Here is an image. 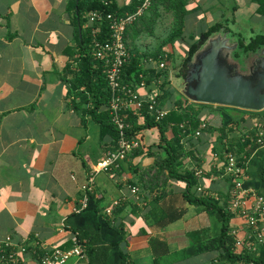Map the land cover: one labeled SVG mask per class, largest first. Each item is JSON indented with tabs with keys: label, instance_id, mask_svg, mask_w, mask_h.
<instances>
[{
	"label": "crops",
	"instance_id": "crops-1",
	"mask_svg": "<svg viewBox=\"0 0 264 264\" xmlns=\"http://www.w3.org/2000/svg\"><path fill=\"white\" fill-rule=\"evenodd\" d=\"M70 1L0 0V242L9 236L13 242L31 240V245L36 243L43 248H69L74 232H78L95 247L96 264L250 263L243 259L229 260L217 243L212 241L209 245L219 234L221 223L202 207L183 202L181 194L186 187L183 180L169 178L165 188L157 185L159 181L149 169L157 168L164 151L158 145L154 127L141 132L140 153L127 156L111 170L96 172L87 207L73 212L81 197V185L113 142L89 115L83 122L79 111L74 109L78 95L74 96L70 90L64 70L72 60L66 50L75 52L81 27L75 26L74 12L68 8ZM113 1L122 9L133 3V0ZM185 2L183 33L173 43L186 38L189 46L215 23L226 26L230 38L242 37L243 33L247 37L264 34V16L256 13L254 0ZM149 13L130 26L125 43L132 55L139 56L142 69L150 73L146 77L149 83L138 90L140 96L164 98L167 94L159 102L167 113L174 102L186 99L179 90L181 61H172L173 43L161 44L168 33L171 15L160 11L159 16L149 18ZM87 24H82L83 30ZM161 24L164 34L159 32ZM160 46L169 53L162 67L147 59ZM160 73L161 77L155 79ZM216 107L202 106L198 134L182 137L184 150L191 154L182 157L181 172L194 171L196 184L192 190L201 187L210 191L222 205L230 184L222 171L221 143L252 131L257 119L264 123V114H240L230 108L220 110L219 114ZM101 108L106 109L104 105ZM230 115L234 120L241 115L244 121L233 125L231 132L226 130L222 139L220 127L229 124ZM142 121L139 116L138 122ZM170 126L165 131L168 139L173 136ZM243 156L245 187L263 192L260 171L264 174V146L254 144ZM132 187L136 188L135 193L131 192ZM161 190L164 198L156 203L153 198ZM171 205L182 206L183 215L158 228L154 214ZM240 224L235 216L228 222L229 229ZM243 235L239 229L238 236ZM232 251L258 255L234 245ZM24 261L34 263L30 255L24 256ZM88 261L89 256L71 258L67 264H88Z\"/></svg>",
	"mask_w": 264,
	"mask_h": 264
},
{
	"label": "trees",
	"instance_id": "trees-1",
	"mask_svg": "<svg viewBox=\"0 0 264 264\" xmlns=\"http://www.w3.org/2000/svg\"><path fill=\"white\" fill-rule=\"evenodd\" d=\"M185 1L186 0H151L150 6L134 23H136L141 18L146 17L148 12H150L149 18L153 17L154 15L159 16L160 11L169 13L171 15L170 27L167 35L162 39L161 44H171L173 41L180 38L183 33L184 19L186 14ZM254 2L257 3L256 13L264 16V0H254ZM140 3L141 0H133V3L127 9L117 8L113 0H106L104 2L102 0H71L68 5V8L72 9L74 12V17L76 20L75 26L81 27V36L79 38L77 35V48L75 52L74 50H66V52H70L72 60L69 64H66L64 70V72L68 75L67 81L70 90L74 96L78 95V102L74 104V109L79 111L83 122L85 116L89 115L91 119L96 124H98L101 131L112 138V147L108 151H113L116 149L118 131L110 121L108 109L101 108L102 105H104V107H107L108 105L109 91L106 80L104 79L102 62L96 60L92 55L93 38L103 40L108 37V21L104 17L106 13L121 15L125 12L133 11ZM91 11L100 12L103 15V18L102 20L97 21L95 24H87L85 30H83L82 24L88 21V14ZM149 25L150 24L147 25V28L150 27ZM130 26L127 27L125 33H127ZM94 27L99 29L96 37H94L91 33V29ZM220 30L227 31L229 29L226 26L224 27L223 24L215 23L209 26L206 30L202 31L199 34L197 40L188 46L187 52L180 64L179 75H181V77H184L186 61L191 58L198 46L203 44L211 34ZM237 42V49L233 52L232 57L236 60H238L240 55L248 58L249 54H254L259 48L264 46V34H254L247 40H245V38L243 39L242 37L237 38ZM160 48L161 46L155 53H153L151 56H148L147 59L151 62H160L163 60L165 63L169 57V53ZM164 54L166 55L165 57ZM148 74L150 73H147L142 69L139 56L135 54L132 55L129 51V58L121 70L122 81L133 85L138 84L141 80H143L144 84L146 85V83H149L146 80ZM161 74L162 73L156 74L154 78L158 79L161 77ZM164 83L165 82L160 84L161 88L164 86ZM166 97L167 94L164 98L161 96H156L154 98L158 104H160L159 102L162 103ZM84 104L85 107L83 108ZM195 106L198 107L196 108ZM202 106L209 108L212 107V105L209 104L189 102L187 99L177 100L174 102V106L164 116H162L159 120H155L154 115L148 109V104L144 103L139 115L143 118L141 123L138 122L139 116L131 114L130 112L124 113V119L127 124L125 129L126 136L129 140L136 139L138 141V147L132 149L127 154V156L140 153L142 149L140 135L143 130L152 127L156 128L158 135V145L162 147L164 156L157 161L156 169L151 168L149 170L153 171V178H157L159 181L157 182V185H161L163 186L162 188H165L166 181L169 178L183 180L186 183L185 190L181 194L183 202L202 207L206 211L214 214L221 223L219 234L211 240L209 245L212 244V241L214 244L217 243V246L224 250V257L229 260L243 259L245 261H251L253 264H264L263 247L259 249L257 257L250 256L248 254H235L232 251L233 240L230 236L228 226V222L232 215L223 208L225 206H221L212 197L202 196L197 190V193L196 191L192 190L193 186L196 184L194 171L184 170L181 172L182 157L186 153L191 154L190 152H186L184 150L181 140L182 137H191V135H196V129L201 122L199 119V110ZM226 108L229 107L217 106V110L215 111L219 113L220 110L223 111ZM230 109L237 110L240 114H243L244 112L264 114V109L261 111H249L233 107ZM228 121H230L229 124L225 123V125L220 127L222 139L226 137V130L231 132L232 126H238L244 121V118L240 115V117L234 120L230 115V119ZM169 125H171L170 127L173 130V136L172 138L168 139L165 136V131ZM244 134H247V137H245ZM254 139V132L247 131L234 138L232 141L229 140L226 143H221V150H228L238 155H246L248 150L252 147V145H254ZM244 159L242 158V162L245 164ZM113 168L114 167L110 168L109 170ZM261 172L262 171H260V177L264 179V174ZM163 198L164 193L163 190H161V192L155 194L153 201L158 203L159 201H162ZM225 201L223 202L224 205L227 204V198ZM183 213L184 208L182 206L174 207V205H171L165 208L161 207L160 213L154 214L156 226L158 228H163L168 223L179 219ZM74 233H76L79 240L82 241V244H84L86 256H89L88 264H96L93 261V255L96 251L95 247L91 246V240H87L85 235H81L78 232ZM103 250L105 252L104 254H106V249Z\"/></svg>",
	"mask_w": 264,
	"mask_h": 264
},
{
	"label": "built area",
	"instance_id": "built-area-1",
	"mask_svg": "<svg viewBox=\"0 0 264 264\" xmlns=\"http://www.w3.org/2000/svg\"><path fill=\"white\" fill-rule=\"evenodd\" d=\"M103 2L106 0H102ZM151 0H141V3L131 12H125L121 15L106 13L105 19L108 21L109 35L103 40L93 38L92 55L96 60L102 62L104 79L109 91V101L107 109L110 114V121L118 131L117 147L113 151L106 152L105 157L93 168L84 183L81 185V197L78 205L73 207V212L84 210L89 202L90 195L94 189L95 174L98 171H108L112 167H117L124 161L127 154L138 147L136 139L129 140L125 129L127 124L124 119V113L130 112L137 116L144 103L148 104V109L154 115L155 120H159L166 114V111L158 104L154 97L143 98L138 90L145 86L141 80L138 84H127L121 79V70L129 58V51L125 43V32L128 26L132 25L140 16L144 14L150 6ZM103 15L97 11H91L88 14V24H95L102 20ZM98 28L91 29L94 37ZM166 55L164 54V57ZM156 62V61H155ZM158 67L164 65L163 60L156 62ZM201 127H205L203 123ZM254 144L264 146V123L257 119L253 126ZM197 135L198 132L196 131ZM247 137V134H244ZM222 155L223 175L228 178L230 188L227 194V204L221 206L226 209L232 217L240 221L239 226H233L229 229L234 247H243L251 254L259 252L264 248V191H256L253 188L245 187L246 179L245 164L241 154L224 150ZM202 196L212 197L217 200L210 191L201 187L196 188ZM131 192L135 193L136 188L132 187ZM109 212V210H107ZM239 229L242 230V237L238 236ZM28 240L13 242L12 238L6 236L0 242V264H27L24 256H32L33 264H67L71 258L82 259L86 257L84 244L79 240L76 233L71 238L69 248L51 247L43 248L37 245H31ZM252 262L250 261V263Z\"/></svg>",
	"mask_w": 264,
	"mask_h": 264
},
{
	"label": "water",
	"instance_id": "water-1",
	"mask_svg": "<svg viewBox=\"0 0 264 264\" xmlns=\"http://www.w3.org/2000/svg\"><path fill=\"white\" fill-rule=\"evenodd\" d=\"M237 45L236 37L220 30L198 46L185 64L179 86L183 96L193 103L263 110L264 46L254 53L248 71L240 73L238 64L229 60Z\"/></svg>",
	"mask_w": 264,
	"mask_h": 264
},
{
	"label": "rangeland",
	"instance_id": "rangeland-1",
	"mask_svg": "<svg viewBox=\"0 0 264 264\" xmlns=\"http://www.w3.org/2000/svg\"><path fill=\"white\" fill-rule=\"evenodd\" d=\"M161 19L163 20V22L166 20V19H164V15H162ZM162 25L163 24L159 25V27H160L159 28V32L160 33L162 32V34H164V27H162ZM165 31H166V29H165ZM195 33H197V32H195ZM191 35H193V37L195 36V34H191ZM242 35H243L242 38H245V40L249 39V37H247V35L245 33H243ZM236 38H241V37H236ZM185 40L186 41L179 40L176 43L175 42L173 43L174 44L173 45L174 48L172 49V51H173V59H172V61L175 62V63H179L180 61H182L181 59L183 58V55L185 54V51H186L188 43H189L186 38H185ZM242 56L243 55H240L238 60L234 59L233 57H231L229 60H231V61H233V62L238 64V67H239L238 69H239L240 73H245V72L248 71L247 70L248 64H250L251 60L254 58V54H249L248 58H246L244 56L242 57ZM229 108H232V107H229Z\"/></svg>",
	"mask_w": 264,
	"mask_h": 264
}]
</instances>
